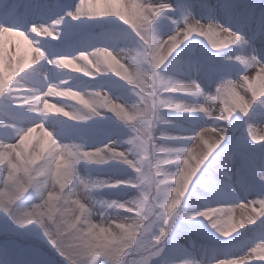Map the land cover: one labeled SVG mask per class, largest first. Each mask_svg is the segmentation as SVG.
<instances>
[{"label":"snow or ice","instance_id":"obj_1","mask_svg":"<svg viewBox=\"0 0 264 264\" xmlns=\"http://www.w3.org/2000/svg\"><path fill=\"white\" fill-rule=\"evenodd\" d=\"M0 264H264V0H0Z\"/></svg>","mask_w":264,"mask_h":264},{"label":"rangeland","instance_id":"obj_2","mask_svg":"<svg viewBox=\"0 0 264 264\" xmlns=\"http://www.w3.org/2000/svg\"><path fill=\"white\" fill-rule=\"evenodd\" d=\"M5 39H6V41L15 40V41H17L18 43L20 42V41L18 40V37L13 36V35H9V36H7ZM26 43H27V42H26ZM26 49H27V48H26L25 44L22 43V46H21L20 48L17 49V52L19 53V52H22V51H24V50H26ZM77 67H78L77 65H72V70L76 69Z\"/></svg>","mask_w":264,"mask_h":264},{"label":"bare ground","instance_id":"obj_3","mask_svg":"<svg viewBox=\"0 0 264 264\" xmlns=\"http://www.w3.org/2000/svg\"><path fill=\"white\" fill-rule=\"evenodd\" d=\"M9 35H11V34H6V37L9 36ZM6 37H5V38H6ZM18 40H19L20 42H23V38H22V37H18ZM23 43L25 44L27 50L30 52V51H31L30 46H28L26 42H23Z\"/></svg>","mask_w":264,"mask_h":264}]
</instances>
